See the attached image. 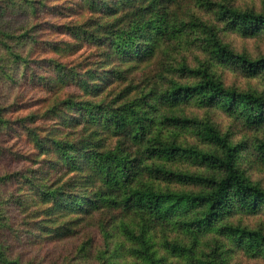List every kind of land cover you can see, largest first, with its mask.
I'll return each instance as SVG.
<instances>
[{
	"label": "trees",
	"instance_id": "1",
	"mask_svg": "<svg viewBox=\"0 0 264 264\" xmlns=\"http://www.w3.org/2000/svg\"><path fill=\"white\" fill-rule=\"evenodd\" d=\"M5 1L0 264H59L60 249L74 240L79 251L103 255L112 232L130 243L135 264H160L156 225L192 237L164 243L190 264H227L223 242L197 256L201 236L211 233L264 255L263 227L224 223L237 210L264 213V188L240 163L247 150L248 162H264V138L252 147L234 142L210 117L185 109L219 108L264 127V91L229 86L211 68L248 79L264 74V54L237 51L221 36L264 35V11L229 0ZM91 47L94 61L81 52ZM142 72L154 78L139 80ZM187 163L207 171L183 170ZM130 215L137 228L124 221ZM19 245L44 246L34 257L20 255Z\"/></svg>",
	"mask_w": 264,
	"mask_h": 264
},
{
	"label": "rangeland",
	"instance_id": "2",
	"mask_svg": "<svg viewBox=\"0 0 264 264\" xmlns=\"http://www.w3.org/2000/svg\"><path fill=\"white\" fill-rule=\"evenodd\" d=\"M229 2L241 9H253L257 12L264 11V0H229ZM0 6H7L5 0H0ZM86 17V16H85ZM108 19L109 17H105ZM93 22V21H92ZM221 36L226 44H228L231 48L237 51H246L251 56H259L264 54V35L247 39L242 37L239 33H226L221 32ZM95 48L91 49H83L81 52L83 53V57H91V61L97 59V57L92 54L95 52ZM149 64H145L143 66H147ZM212 70L220 76L223 82L229 86H237L241 89L247 88L249 85H254L257 90L264 91V74L259 75L256 78L248 79L241 75V73L236 72L234 68H228L222 66L217 63H213L211 66ZM152 71H150L151 73ZM136 75L139 80L145 78H154V75L147 74L142 72L137 73ZM148 76V77H147ZM64 90V89H63ZM71 90H74L71 88ZM102 98V95L100 96ZM97 99H100L99 97ZM47 107H44L45 109ZM189 111L194 112V114H199L200 116L210 117V119L215 122L218 127L226 134L229 135L230 139L234 142L245 141L249 146H253V143L260 138H264V127L259 129L249 128L244 125L242 120L238 118L236 115H229L221 109L210 108V109H197L195 107H187ZM49 125V121L47 122ZM203 147L208 148V145L205 144ZM6 152V151H5ZM251 150H247L243 157L245 160L241 161V165L245 167L247 175L255 182H257L261 187L264 188V162H248L247 159H250ZM183 170L186 171H195V172H206L207 169L201 168L193 163H187L182 166ZM156 187H158V181H152ZM173 189H184L186 186H180L177 184L171 185ZM122 220L121 217H116L114 223H119ZM129 223L132 227L137 228L139 219L137 216H128L124 220ZM102 219L100 217V221L97 224H101ZM229 222L230 224L240 225L247 228H264V213L260 215H249L243 213L239 210L234 211L230 215L227 216L224 223ZM96 224V223H95ZM152 231V240L155 243V249L157 252V257L161 260L160 264H190V262L184 257L175 256L171 254L165 248V241H178L182 243H193V239L189 234H184L181 231L174 229L173 227H167L162 225H156V227L151 228ZM39 238L37 237L36 240ZM100 240V236L97 234L94 236L93 243L95 240ZM101 241V240H100ZM100 241L98 243H100ZM113 244L111 243L110 251L106 254H103V250L99 251L98 254H94L95 256L86 254L85 252L79 251V242L74 240L73 243H70L67 248L63 247L60 250H63L59 257H56L55 262H59V264H135L136 258H134L129 251L130 243L126 241V238L123 235H116L115 232H112ZM221 242H223L221 244ZM118 244H122L119 249L116 248ZM218 244L222 245V251L224 252V256L227 260V264H264V255H251L248 254L243 248L237 246L233 243L229 238L224 239L222 235L218 234H205L202 235L200 240L198 241L197 246V256L202 257L206 252L210 253L215 246ZM31 245H34L31 243ZM98 245V244H97ZM40 249L44 245H36ZM18 248V253L21 255L25 253L27 250H30L33 254L32 256L36 257V255L40 252L38 247L25 248V246H20ZM128 247V250L126 249ZM116 248V250H115ZM88 251V249L86 250ZM73 252V253H72ZM102 255V256H101ZM108 258V260L104 263V258ZM51 262V259H50ZM52 264V262L50 263ZM198 264V263H197Z\"/></svg>",
	"mask_w": 264,
	"mask_h": 264
}]
</instances>
